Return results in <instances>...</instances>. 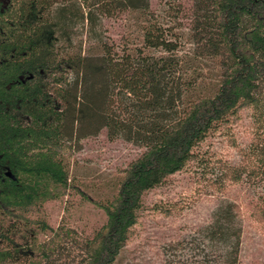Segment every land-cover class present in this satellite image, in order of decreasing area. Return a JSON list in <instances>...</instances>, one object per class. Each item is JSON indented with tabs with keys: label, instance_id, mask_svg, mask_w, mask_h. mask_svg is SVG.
<instances>
[{
	"label": "trees",
	"instance_id": "1",
	"mask_svg": "<svg viewBox=\"0 0 264 264\" xmlns=\"http://www.w3.org/2000/svg\"><path fill=\"white\" fill-rule=\"evenodd\" d=\"M123 15L115 39L105 22ZM243 109L251 138L232 164L204 143L231 135ZM102 128L144 149L96 199L70 181L68 156ZM192 162L219 170L207 177L218 192L263 181L252 212L264 221V0H0V264H115L143 194ZM73 190L90 226L69 222L73 202L51 225L44 204ZM241 235L238 203L221 197L163 247L164 264H238Z\"/></svg>",
	"mask_w": 264,
	"mask_h": 264
},
{
	"label": "rangeland",
	"instance_id": "2",
	"mask_svg": "<svg viewBox=\"0 0 264 264\" xmlns=\"http://www.w3.org/2000/svg\"><path fill=\"white\" fill-rule=\"evenodd\" d=\"M160 1V2H159ZM159 2V3H158ZM152 7L163 6V0H151ZM128 17L108 19L105 22L107 33L118 39L126 36ZM249 111L243 109L240 118L232 127L229 136H212L204 143V148L217 153L229 163L240 159V148H245L251 138L253 127ZM233 142L237 145L235 146ZM143 147L121 138L110 140L102 128L97 134L79 140L71 149L68 159L70 181L79 185L96 199H105L112 195L111 183L116 181L121 171L130 161L143 151ZM216 167L203 168L192 162L180 172L169 176L162 184L143 194L144 210L140 220L131 232L130 240L117 258L115 264H164L163 247L168 243L189 236L196 228L206 223L210 211L221 197H228L238 203L242 213V235L238 264H264V221L256 219L252 212L253 203L258 197L263 181L252 176H242L241 180L227 184L218 192L207 182V177H217ZM78 191V190H77ZM81 193L66 192L59 199L49 200L44 204V217L53 226L60 222L67 212L66 203L73 202L69 222L76 226L89 227L85 224V213L80 210ZM83 195V194H82ZM177 201L179 205L170 215H164L151 207L154 203ZM83 207H90L83 202ZM77 216L79 218H77ZM94 217L91 221L94 222ZM40 238H47L40 235Z\"/></svg>",
	"mask_w": 264,
	"mask_h": 264
}]
</instances>
